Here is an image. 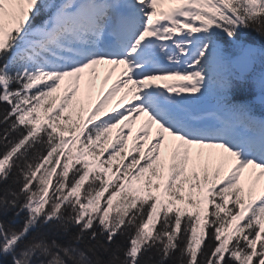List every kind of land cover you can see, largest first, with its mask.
Returning a JSON list of instances; mask_svg holds the SVG:
<instances>
[{"label": "snow or ice", "instance_id": "1", "mask_svg": "<svg viewBox=\"0 0 264 264\" xmlns=\"http://www.w3.org/2000/svg\"><path fill=\"white\" fill-rule=\"evenodd\" d=\"M0 264H264V0H0Z\"/></svg>", "mask_w": 264, "mask_h": 264}, {"label": "rangeland", "instance_id": "2", "mask_svg": "<svg viewBox=\"0 0 264 264\" xmlns=\"http://www.w3.org/2000/svg\"><path fill=\"white\" fill-rule=\"evenodd\" d=\"M163 8H168V5H167V4L164 5ZM109 83H111V81H109ZM101 84H102V78H101L100 80H97V81L95 82V88H94V90H93V92H94V96H95L96 94H98ZM113 103H115V101H114ZM117 110H123V109L120 108V109H117ZM109 114H113V113L109 112ZM140 122H141V119H140L139 121H137L136 124L133 125V129H134V131H135V129L139 126ZM153 132H155V126H153ZM130 146H131V143H130Z\"/></svg>", "mask_w": 264, "mask_h": 264}, {"label": "bare ground", "instance_id": "3", "mask_svg": "<svg viewBox=\"0 0 264 264\" xmlns=\"http://www.w3.org/2000/svg\"><path fill=\"white\" fill-rule=\"evenodd\" d=\"M164 5H166V4H164ZM164 5H161V6H164ZM160 6V7H161ZM167 9V8H166ZM166 11V10H165ZM117 71H119V69H117ZM102 75H103V73H102ZM127 104H128V101H125V106H127ZM140 119H141V121H143L145 118L144 117H140Z\"/></svg>", "mask_w": 264, "mask_h": 264}]
</instances>
